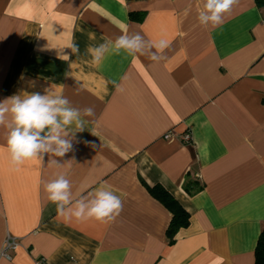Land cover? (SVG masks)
Wrapping results in <instances>:
<instances>
[{"label": "crops", "instance_id": "obj_1", "mask_svg": "<svg viewBox=\"0 0 264 264\" xmlns=\"http://www.w3.org/2000/svg\"><path fill=\"white\" fill-rule=\"evenodd\" d=\"M202 7L0 0V101L49 92L94 113L64 157L19 165L0 127V251L8 237L17 243L0 264H254L264 225V5L239 0L217 28L199 23ZM122 29L144 37V55L92 63L88 48ZM161 39L169 44L162 52L149 46ZM57 173L77 198L112 191L120 214L108 223L60 216L45 191ZM190 181L201 185L191 195ZM154 185L189 213L172 243V214L148 191Z\"/></svg>", "mask_w": 264, "mask_h": 264}, {"label": "clouds", "instance_id": "obj_2", "mask_svg": "<svg viewBox=\"0 0 264 264\" xmlns=\"http://www.w3.org/2000/svg\"><path fill=\"white\" fill-rule=\"evenodd\" d=\"M238 3L239 0H203L198 21L202 26L220 27ZM145 43L140 33H129L122 29V34L114 40L109 38L99 45L90 46L88 54L92 57V63H99L106 55H118L121 51L128 55H144ZM149 46L162 52L169 44L161 39L154 44L149 42ZM69 48L73 55H79L77 44L73 43ZM150 58L157 60L160 57L152 53ZM93 114L92 108H75L67 97L49 92L13 95L0 101V127L6 129L11 161L19 165L28 159H44L46 155L64 157L73 149L75 134L85 130L88 121L84 117ZM49 162L52 165L60 164L57 159ZM45 191L48 200L56 205L58 214L66 219H92L108 223L122 210L121 199L104 187L89 192L87 197L77 198L65 173H57L54 179L46 182Z\"/></svg>", "mask_w": 264, "mask_h": 264}, {"label": "trees", "instance_id": "obj_3", "mask_svg": "<svg viewBox=\"0 0 264 264\" xmlns=\"http://www.w3.org/2000/svg\"><path fill=\"white\" fill-rule=\"evenodd\" d=\"M258 5H264V0H255ZM150 194L162 203L172 214L171 220L166 229V237L170 243L179 229L187 227L189 224V213L180 205V203L170 195L162 186H146ZM201 188L198 182H188L184 189L188 194H193ZM254 264H264V225L260 231L256 247L254 250Z\"/></svg>", "mask_w": 264, "mask_h": 264}, {"label": "built area", "instance_id": "obj_4", "mask_svg": "<svg viewBox=\"0 0 264 264\" xmlns=\"http://www.w3.org/2000/svg\"><path fill=\"white\" fill-rule=\"evenodd\" d=\"M181 139L183 142L187 143L189 141H191V133L185 132L184 134H182ZM17 246V243L14 239L11 238H7L1 251H0V257H4L6 259H10V256L8 255V250L9 249H14ZM33 264H48L47 260L43 257H38L35 258L33 261ZM70 264H78L75 260L72 259V261L70 262Z\"/></svg>", "mask_w": 264, "mask_h": 264}]
</instances>
